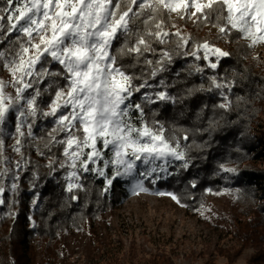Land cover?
<instances>
[{
    "label": "snow or ice",
    "instance_id": "obj_1",
    "mask_svg": "<svg viewBox=\"0 0 264 264\" xmlns=\"http://www.w3.org/2000/svg\"><path fill=\"white\" fill-rule=\"evenodd\" d=\"M171 13L179 19H187L191 13L194 22L209 23L230 39L235 34L248 40V47L264 42V0H0V45L6 44L0 49V68L7 69L11 77L8 81L0 79V125L10 112L16 113L13 151L23 159L24 137L34 136L37 119L51 117L54 126L46 146L63 147L65 159L60 167L68 169V192L83 187L80 172L103 177L105 191L117 177H131L133 194H138L147 191L146 180L155 184L173 175L169 166L175 161L187 170V145L182 146L174 132L166 135L163 123L146 119L147 105L157 101L175 103L176 98L167 91H142L153 88L149 79L167 71L166 65L173 62L172 51L162 48L158 52L154 44L174 43L178 51L191 41L179 29L166 30L165 16ZM5 17L6 31L2 23ZM194 47L193 56L204 50V56L198 59L208 60L209 54L215 55L216 62L209 63L212 69L230 55L208 41ZM146 53L154 57L158 54L159 58L147 59ZM125 57L136 63H122ZM142 59L149 67L147 77L129 74L127 69L135 68ZM195 70L203 71L200 67ZM211 83L216 89L232 87L219 83L216 77H211ZM160 86L167 87L163 80ZM9 87L14 96L6 91ZM45 94H50L46 111L40 108ZM229 103L220 107L227 108ZM61 134L63 138L58 139ZM188 139L185 133L183 140ZM3 147L4 141L0 140V164L6 159ZM15 167H21L20 161ZM48 167L54 171V162L50 161ZM221 169L237 172L223 165ZM6 175L7 169L0 171V177ZM17 187V183L11 184L13 191ZM192 187H196L195 181ZM5 191L0 180V195ZM167 195L180 202L175 194ZM4 203L0 198V204ZM32 203L35 205L36 200Z\"/></svg>",
    "mask_w": 264,
    "mask_h": 264
},
{
    "label": "trees",
    "instance_id": "obj_2",
    "mask_svg": "<svg viewBox=\"0 0 264 264\" xmlns=\"http://www.w3.org/2000/svg\"><path fill=\"white\" fill-rule=\"evenodd\" d=\"M165 21L167 31L179 29L190 36L191 41L178 51L174 43L154 44L158 52L162 48L172 51L173 62L166 65L167 71L159 73L154 80L149 79L153 88L142 91H167L176 102L157 101L147 105L146 119L163 123L168 130L166 135L174 132L181 145H187L190 166L187 170L180 168V164L173 166L170 172L174 174L159 180L155 186L175 194L179 203L190 211L199 209L206 202L207 191L219 193L226 187L234 188L236 197L227 216L232 235L242 246L264 244V168L257 164L264 150V124L260 122L264 116V55H255L252 47L237 35L233 34L231 39L220 35L217 28L209 23L194 22L195 18L179 19L166 14ZM2 23L6 31V17ZM205 41L214 47L222 46L230 53L220 59L215 69L209 67L206 60L197 58L204 56L201 49L196 56L191 55L195 44ZM5 46L0 45V49ZM184 52L189 54L183 55ZM145 56L153 60L159 58L158 54L154 57L146 53ZM121 62L136 63L128 57ZM196 67L203 71L197 72ZM127 70L136 76L147 77L149 73L143 59L135 68ZM211 77H216L221 84H231V90L214 88ZM161 80L167 87L160 86ZM210 87L212 91H208ZM49 95L45 94L40 103L42 110H47ZM136 101L141 102L140 94L136 95ZM228 102L229 107H220ZM52 121L51 117L37 119L34 136L24 137L23 159L9 148L15 145L16 119L0 125L3 157L6 158L0 164V171L7 169V175L0 177L6 189L0 195L5 200L0 204V250L4 264H56L62 257L60 236L69 230L80 231L91 226L110 211L121 196L122 191L117 185L105 191L103 179L83 172L79 173V183L83 187L67 191L68 169L60 167L65 159L63 147L58 144L46 146L48 133L54 126ZM24 131L27 132L26 126ZM6 132L10 133L9 137H5ZM185 133L189 136L187 141L183 140ZM17 161L21 163L19 169L15 167ZM50 161L54 162V171L48 167ZM221 165L236 168L237 172H223ZM16 175L18 180L13 179ZM193 181L196 187H192ZM13 182L18 185L14 191L11 189ZM72 196L77 199H71ZM33 200H36L35 205ZM250 263L264 264V251L253 256ZM205 264L214 263L208 261Z\"/></svg>",
    "mask_w": 264,
    "mask_h": 264
},
{
    "label": "rangeland",
    "instance_id": "obj_3",
    "mask_svg": "<svg viewBox=\"0 0 264 264\" xmlns=\"http://www.w3.org/2000/svg\"><path fill=\"white\" fill-rule=\"evenodd\" d=\"M170 15L177 17L175 13ZM192 19L189 13V20ZM217 48L225 51L222 46ZM252 49L255 55H264V42L252 46ZM201 51L204 55V50ZM206 61L208 65L215 63V55L209 54ZM0 79H11L7 69L1 68ZM6 91L15 95L11 87ZM15 115L14 111L10 112L6 121L14 119ZM260 122L264 124V116ZM9 136L10 133L6 132L5 137ZM9 148L13 152V147ZM259 160L257 164L263 169L264 150ZM180 163L173 162L169 172ZM83 173H91L106 184L105 179L94 172ZM133 183L131 177H117L112 184L122 191L117 204L91 226L80 231L69 230L60 236L62 257L56 264H205L208 261L251 264L252 257L264 251V244L242 246L232 235L227 216L236 197L234 188L226 187L219 193L207 191L206 202L199 209L190 211L167 195L172 192L157 188L156 183L146 180L144 187L147 191L138 194H133ZM0 264H4L1 250Z\"/></svg>",
    "mask_w": 264,
    "mask_h": 264
}]
</instances>
